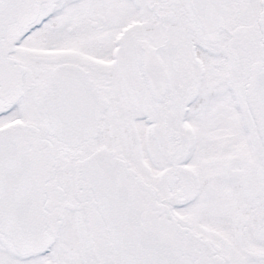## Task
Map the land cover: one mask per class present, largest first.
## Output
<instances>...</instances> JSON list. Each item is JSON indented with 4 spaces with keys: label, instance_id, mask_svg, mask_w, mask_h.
I'll list each match as a JSON object with an SVG mask.
<instances>
[{
    "label": "snow or ice",
    "instance_id": "6c2138e0",
    "mask_svg": "<svg viewBox=\"0 0 264 264\" xmlns=\"http://www.w3.org/2000/svg\"><path fill=\"white\" fill-rule=\"evenodd\" d=\"M0 264H264V0H0Z\"/></svg>",
    "mask_w": 264,
    "mask_h": 264
}]
</instances>
